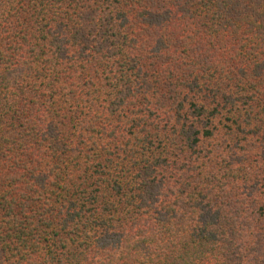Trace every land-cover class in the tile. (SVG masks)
<instances>
[{
    "label": "trees",
    "instance_id": "1",
    "mask_svg": "<svg viewBox=\"0 0 264 264\" xmlns=\"http://www.w3.org/2000/svg\"><path fill=\"white\" fill-rule=\"evenodd\" d=\"M0 264H264V0H0Z\"/></svg>",
    "mask_w": 264,
    "mask_h": 264
}]
</instances>
